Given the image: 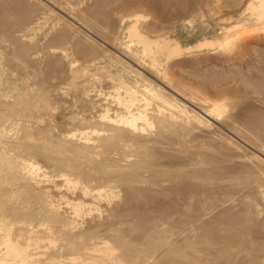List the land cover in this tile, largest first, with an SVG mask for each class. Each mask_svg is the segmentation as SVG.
Masks as SVG:
<instances>
[{
    "label": "rangeland",
    "instance_id": "rangeland-1",
    "mask_svg": "<svg viewBox=\"0 0 264 264\" xmlns=\"http://www.w3.org/2000/svg\"><path fill=\"white\" fill-rule=\"evenodd\" d=\"M0 264H264V0H0Z\"/></svg>",
    "mask_w": 264,
    "mask_h": 264
}]
</instances>
